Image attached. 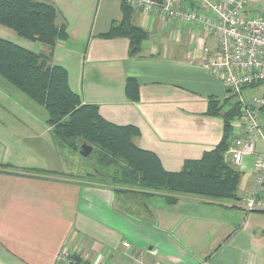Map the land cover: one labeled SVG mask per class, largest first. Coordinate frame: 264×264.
<instances>
[{
	"label": "crops",
	"instance_id": "crops-1",
	"mask_svg": "<svg viewBox=\"0 0 264 264\" xmlns=\"http://www.w3.org/2000/svg\"><path fill=\"white\" fill-rule=\"evenodd\" d=\"M36 1L56 8L66 38L48 47L1 24L0 38L62 66L81 102L111 123L135 126L134 144L153 152L164 170H181L220 141L222 117L206 110L227 89L201 67L193 25L130 6V23L148 33L133 53L127 38L99 36L121 20L120 0ZM244 7L258 14L264 0ZM128 78L136 79L137 100L125 92ZM46 119L43 106L0 76V163L10 165L0 167V264H62L63 247L76 249L82 264H264V208L244 207L251 174L240 178L234 200L178 193L169 203L160 194L115 192L82 177L80 156L56 142Z\"/></svg>",
	"mask_w": 264,
	"mask_h": 264
},
{
	"label": "trees",
	"instance_id": "trees-1",
	"mask_svg": "<svg viewBox=\"0 0 264 264\" xmlns=\"http://www.w3.org/2000/svg\"><path fill=\"white\" fill-rule=\"evenodd\" d=\"M122 18L113 21L100 37L110 39L125 37L133 53L140 51L148 33L129 21L131 7L120 0ZM56 8L47 2L36 0H0V24L17 35L52 47L57 39L67 36L64 27L55 24ZM0 76L43 106L46 123L60 146L77 153L80 145L92 146L86 157L91 163L90 175L82 177L106 184L115 192L142 195H162L169 203L176 200L174 194H191L208 200L236 199L241 172L225 161L231 137L230 120L237 114L232 97L223 100L210 97L207 115H221L223 134L216 146L205 151L199 159L185 160L181 170L166 171L157 156L134 144L139 130L132 125H117L100 116L94 104H84L73 92L67 80L66 70L49 63L48 57L34 53L9 40L0 38ZM125 92L131 100L138 99L136 79L128 78ZM0 167L8 168L9 164Z\"/></svg>",
	"mask_w": 264,
	"mask_h": 264
},
{
	"label": "built area",
	"instance_id": "built-area-1",
	"mask_svg": "<svg viewBox=\"0 0 264 264\" xmlns=\"http://www.w3.org/2000/svg\"><path fill=\"white\" fill-rule=\"evenodd\" d=\"M126 0L145 14L155 15L178 24H191L194 52L203 59L201 67L217 74L237 114L230 120L234 134L224 153L225 161L244 165L251 156V186L244 197L246 210L264 208V94L245 101L234 98L245 87L264 86V10L258 14L245 13V0ZM215 43L209 45L208 39ZM79 252L63 247L57 255L62 264H82ZM95 264V263H94ZM153 264H160L154 262Z\"/></svg>",
	"mask_w": 264,
	"mask_h": 264
},
{
	"label": "rangeland",
	"instance_id": "rangeland-1",
	"mask_svg": "<svg viewBox=\"0 0 264 264\" xmlns=\"http://www.w3.org/2000/svg\"><path fill=\"white\" fill-rule=\"evenodd\" d=\"M262 94H264V86L258 85V86H255V87H245V88H242L240 90V93L239 94H236L234 96V98H238L239 96H241L245 101H249V100L253 99L254 97L261 96ZM228 95H230V93H228V91H227L226 97ZM233 135L234 134L231 132L230 139L232 138ZM65 148H67V147H65ZM67 149H69V148H67ZM76 154L79 155V151ZM14 156H16V155H11L9 157V159H12V161L19 162L18 160H16V158ZM79 156L80 157L78 159L79 160L78 162H80L81 165H83L82 167H83V169H85L84 173H86V174L89 173L91 171V163L89 162V160L87 158L82 157L81 155H79ZM2 158H5V153H4V145H3V143L0 140V160H2ZM251 160H252L251 159V156H245V164L241 168H240V166H236L237 168H240V170L242 172L241 179L242 178H245V176H247L248 174H252V172H251V166H252ZM227 200H234V199H227Z\"/></svg>",
	"mask_w": 264,
	"mask_h": 264
},
{
	"label": "water",
	"instance_id": "water-1",
	"mask_svg": "<svg viewBox=\"0 0 264 264\" xmlns=\"http://www.w3.org/2000/svg\"><path fill=\"white\" fill-rule=\"evenodd\" d=\"M91 151H92V146H90L86 143H82L80 145L79 155L86 158L89 156ZM86 175H90V173H87Z\"/></svg>",
	"mask_w": 264,
	"mask_h": 264
}]
</instances>
